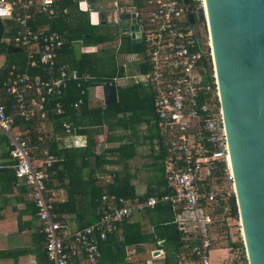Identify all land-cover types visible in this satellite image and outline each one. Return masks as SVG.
Segmentation results:
<instances>
[{
	"label": "built area",
	"instance_id": "2783aa9c",
	"mask_svg": "<svg viewBox=\"0 0 264 264\" xmlns=\"http://www.w3.org/2000/svg\"><path fill=\"white\" fill-rule=\"evenodd\" d=\"M60 1L0 0V20L16 18L19 30L12 44L25 50L28 56V68L20 71L13 66L4 83L5 92L15 101L17 115L25 121L35 117L47 119L50 110L57 117L64 116L61 104L55 102L54 107H50L51 102L61 98L69 82L74 81L81 89L74 104L77 108L94 82L91 75L80 74L70 64H59V51L65 42L61 34L47 29L35 30L31 25L35 10L56 16V4ZM148 3L150 11L145 22L137 17L149 69L132 79L153 91L158 125L166 136L165 178L169 193L142 200L103 195L98 220L68 233L67 223L54 220L51 200L46 196L48 169L57 159L45 152L47 157L42 164L34 165L27 140L14 132V118L0 102V132L9 142L16 178L31 188L27 198L36 207L48 261L70 264L82 253L86 261L96 263L102 257L99 241L118 234L122 224L134 213L170 203L174 223L186 241L191 242L188 251L178 257L177 264H249L244 241L243 247L231 248L221 246L217 238L219 218L231 214V201L233 197L236 200V194L207 21L191 25L187 6L179 0H149ZM191 4L195 13L205 10V0H191ZM86 50L85 46L81 49ZM209 57L212 79L205 81L208 74L205 63ZM39 64L55 68L56 74L46 79L34 78L30 69ZM93 89L95 99H105L102 87ZM61 126L70 135L71 145H85L78 142L80 128L67 121H62ZM220 166L224 168L219 172L225 179L224 188L215 183V172ZM162 243L157 241V247L151 251L153 258L165 256ZM119 248L124 250L128 260L137 254L136 247L121 244ZM221 251L224 252L222 257L218 255Z\"/></svg>",
	"mask_w": 264,
	"mask_h": 264
},
{
	"label": "trees",
	"instance_id": "16d2710c",
	"mask_svg": "<svg viewBox=\"0 0 264 264\" xmlns=\"http://www.w3.org/2000/svg\"><path fill=\"white\" fill-rule=\"evenodd\" d=\"M61 3L58 5L60 11L56 16L51 17L40 10H38V15L40 14L39 16L44 19L45 25H47L51 31H56L62 36L64 35L65 37H68L70 40L83 39L87 50L83 52L84 55H81V57H73L70 65L77 69L80 74L91 75L94 81H113L117 76H121L123 74L122 71L119 72L117 70L113 56L109 54L110 47L106 50L104 47L106 43L116 40V36L111 34V30L105 31V33L94 31V28L90 25V21L88 20V14L85 15L86 13H83L80 10L79 13L81 15H79L73 23H70L71 18L67 15H64L63 11L67 8V6L73 4V1L66 0L62 5ZM134 3L139 9H143V0H134ZM144 22L145 19H143V23ZM3 26L4 33L2 39L9 38L10 40H13L19 30V24L17 23L16 18L14 17L9 20H4ZM34 28H36V26ZM99 45L104 46L98 49L97 46ZM10 46L13 47L12 41L8 43L2 40L0 43V59L5 60L4 66L0 69V95L5 94L4 83L6 82L8 73L13 66H16V68H18L20 71H24L28 68V56L26 51L22 50V53L11 54L8 52V48ZM66 47L67 45L65 44L62 47V50ZM100 51L101 53L99 54ZM123 51L143 53L145 51V47L143 46V43L137 42L136 44H133L128 38L126 39V45H124L123 41ZM102 52L104 54L103 56L101 55ZM205 66L208 69V74L204 77V80L208 81L212 79L213 72L212 60L210 57L205 63ZM30 73L34 78L39 76L42 79H46L50 75L56 74V69L39 64L38 67L31 68ZM87 86L90 87V84ZM80 94L81 89L77 87V83L74 81L69 82L68 88L65 90L64 95L58 100L52 101L50 104V107H54L55 102L60 103L65 115L62 117H57L53 114L54 112L50 110L48 117L54 119L56 125L59 127V130L61 128L62 119H69L77 128L81 126H88L89 128L87 129L86 127H81V129L78 130L80 134L88 135V146L85 149H64L61 151L56 150V147L52 146L50 148L51 152L56 154L60 159H62V161L55 163L54 168L50 171L49 178L46 181V187L47 189H58L61 187V184H57L64 181L67 178V175H69L70 185L73 188V191L76 187V177L80 180V184L84 187L91 185L94 188V193L90 196V204L94 210H96L97 217L90 223H85L81 228H79L82 229L98 220L100 211L103 207L101 201L103 195L123 197L132 200H142L148 197L159 198L169 193V191L167 189V182L165 178V161L168 158L165 144L166 136H164L158 125V117L153 103L152 89L139 85H132L126 88L119 87V100L117 104L106 106L104 105V102H91L88 99V96H86L83 99L82 105L76 108L74 107V104L80 97ZM6 109V111L9 112L8 106ZM18 120H20L22 124H27V122H25L23 119ZM104 123L105 127L103 126ZM141 123H146V125H149L148 131L151 133V138L149 140H154V138L157 140L156 145L159 152L158 157L164 163L163 170L161 172L162 180L160 186L157 189L152 190V192L144 195V197L137 198L135 189L131 185L130 181L125 177H122L120 172H117L115 173L116 177L112 184L108 186L103 184L104 186L99 187L98 182L92 180V176L95 170L108 163L106 160L107 157L113 160H115V156L117 158L133 157L132 154L127 155V157L125 156V146H120L117 149L108 148L100 151V148H98L100 145V137L105 135V142L107 143L117 140L120 141L121 138L115 135L114 129L116 127H121L125 130L131 128L134 130ZM111 132L113 133L112 136H110ZM6 143H8V141H6ZM6 155L7 157L10 155V147H8ZM90 158L92 159V162L89 161ZM79 159L83 162L84 167L90 165L91 168L94 169L89 175L90 180L88 182L83 181L82 179V176L79 172L82 169L80 167H75V163ZM223 169L224 168L220 166L215 172V183L220 188H224L226 185L224 177L221 175V173H219L223 171ZM12 171L14 173L10 175L6 172L0 173L7 176L1 180V189L3 193L6 188L14 189V186L17 183L18 179L16 178L14 169ZM54 183L56 184L54 185ZM68 189L70 191V188ZM73 191L71 189L69 200L65 204L51 202L52 215L54 220L57 222L66 223L62 216L61 209L67 207L69 204L76 203L77 199L74 196ZM46 196L47 198L49 197L47 193ZM231 204V214L219 218L220 227L218 228L217 232L218 242L223 247H243V238L239 223V213L234 197L232 198ZM154 214H156V216L152 218L154 234H144L139 224H130L128 221H126L122 225L124 229L123 242L118 236H111L106 241H99L101 252L105 251V263L112 262V264H148L147 262L151 259V252L146 251L142 245L151 240L157 247V241L161 240L163 242L161 247L165 253L164 263L177 264L178 257L182 252L188 251V248L191 247V242L186 241L182 232L180 231L179 226L174 223L175 214L170 203L159 204L156 207ZM121 244L134 245L137 248V254L133 256L131 260H128L124 250L119 248V245ZM108 251L111 253L110 260L106 255ZM100 260H98L96 263H98Z\"/></svg>",
	"mask_w": 264,
	"mask_h": 264
},
{
	"label": "crops",
	"instance_id": "0c3cea01",
	"mask_svg": "<svg viewBox=\"0 0 264 264\" xmlns=\"http://www.w3.org/2000/svg\"><path fill=\"white\" fill-rule=\"evenodd\" d=\"M62 1L56 4V10L58 12L60 11L58 5L61 2L62 5L66 0ZM72 1L73 4L67 6L66 8L67 13H63L64 15H67L71 18L72 22L70 21V23H73L78 18V16L81 15L79 13L80 10L81 12L86 13L85 15L88 14V20L90 21V25L94 28V31L105 33V31L111 30V34L116 36V40L113 42L106 43L105 46L99 45L97 47L100 49L104 46L105 50L110 47V51H115L116 55L120 54L123 59V64H117V61H115L117 70L119 72L122 71L123 73L121 76H117L113 80L115 82L117 80V90L119 87L126 88L132 85L145 87L143 85L136 84L132 79L133 76L146 73L149 69V66L146 62L145 44L141 37L140 39L135 40L131 37V33H125L120 24L116 21L119 22L117 15L120 13V11L136 13L142 21L143 19L146 20L150 11V5L148 3L149 0H143V9H139L135 5L134 0H83L87 5V11H84V8L80 6L81 2H76V0ZM181 1L183 2V0ZM95 11L100 14L99 24H94L91 19V12ZM38 13V10L34 11V18L31 22L32 27L36 26V28L33 27L35 30L41 28L50 30L49 27L45 25L44 19L41 18V16H39L40 14L38 15ZM63 37L65 39L64 45L66 44L67 47L63 50L61 48L59 51L58 62L60 61V63L70 64L73 57L79 58L81 55H84L81 49L83 46H85V44L83 39L70 40L64 35ZM128 38L133 44H136L137 42L143 43L145 51L143 53L123 51V41L124 45H126V39ZM2 40L8 43L12 41L9 38ZM13 47V50L18 49V47H15L14 45ZM22 50L23 49H21V51L11 52V54L22 53ZM100 53L101 51L99 54ZM101 55H104L103 52ZM73 69L75 68L73 67ZM75 70L78 71L77 69ZM93 88L94 87H92L87 94L88 99L91 102H104V105H106L105 99H95ZM4 93L5 94L0 95V102L5 106V108L8 106L9 112L7 113L14 118V132L20 134L27 140L30 148V156L34 165L39 166L42 164L43 160L47 157L45 152L57 159L55 163L62 161V159H60L56 154L51 152L50 148L52 146L56 147V150L58 151L64 149H85L88 146V135L80 134L79 132L78 134L81 137L78 142L85 145H71L72 141L70 135L64 132L62 126L60 131L54 119L50 117H47V119L35 117L30 121L24 120L27 122V124H22L20 120H18L22 118L17 115L14 109L15 101L13 97L6 92ZM62 121H67L73 125L69 119H62L61 122ZM103 126L105 127V123ZM148 126L149 125H146V123H141L134 130L131 128L125 130L121 127H116L114 129L115 135L119 136L122 141L117 140L107 143L105 142V135L100 137V145L98 147L100 148V151L108 148L117 149L120 146H125V156L127 157V155L132 154L133 157L117 158L115 156V160L107 157L106 160L108 163L95 170L92 176V180L98 182L99 187L104 186L103 184H105V186L112 184L116 177L115 173L117 172H120L122 177H125L130 181L131 185L135 189L137 198L144 197V195L152 192V190H155L160 186L162 180L161 172L163 170L164 163L158 157L159 152L156 145L157 140L155 138L154 140H149L151 138V133L148 131ZM81 127H86V129L89 128L88 126ZM81 127L79 128L81 129ZM112 135L113 133L111 132L110 136ZM1 136H4L2 132H0V173L6 172L10 175L14 173L12 171L13 162L10 159V155H8V157L6 155L8 147L10 146H8L9 142L6 143V141H8L7 138L5 136L4 138H1ZM55 163L51 168L48 169L49 175L50 171L54 168ZM75 165L76 168L80 167L82 169L79 172L83 181L88 182L90 180L89 175L94 169L91 168L90 165L84 167L83 162L80 159L77 160ZM111 176L113 177L110 178ZM4 177L7 176L5 174H0V264H50L45 254V237L41 230V222L36 216V207L27 198L28 194L31 192V188L24 182L17 180L14 189L6 188L4 190V194L1 189V180H3ZM75 182L76 187L74 188V191L70 185L69 175H67V178L64 181L57 184H61V187L58 189H47L46 187V193L49 196L48 198L51 200V202L58 204H65L68 202L71 189L74 192V196L77 199L76 203L69 204L67 207L61 209L62 216L67 223L68 233L76 231L85 223H90L97 217L96 210H94L90 204V196L94 193V188L91 185L84 187L80 184V180L77 177L75 178ZM56 183H54V185ZM68 188H70V191ZM155 209L156 208L149 209L145 212L134 213L128 222L130 224H139L144 234H154L152 218L156 216V214H154ZM123 234L124 229L121 226L118 234L111 236H118L123 242ZM128 246L135 247L134 245ZM142 247L146 251L151 252L156 247V245L154 242L149 240L144 245H142ZM106 255L110 260V251H108ZM164 258L165 256L155 259L151 254V259L147 263L149 264L150 262V264H162L160 262L163 261L164 263ZM105 261V251H102V259L98 263H88V261L84 259L82 253H80L70 261V264H112V262L105 263Z\"/></svg>",
	"mask_w": 264,
	"mask_h": 264
},
{
	"label": "water",
	"instance_id": "95a60500",
	"mask_svg": "<svg viewBox=\"0 0 264 264\" xmlns=\"http://www.w3.org/2000/svg\"><path fill=\"white\" fill-rule=\"evenodd\" d=\"M76 2L88 10L83 0ZM183 3L191 25L208 24L241 234L248 263L264 264V0H205V10L197 13L191 0ZM117 17L125 33L140 39L136 13ZM91 19L99 24L100 14L91 12ZM3 32L0 20V43ZM16 51L21 49L8 48ZM91 86L102 87L106 105L118 102L115 81Z\"/></svg>",
	"mask_w": 264,
	"mask_h": 264
},
{
	"label": "rangeland",
	"instance_id": "374dc122",
	"mask_svg": "<svg viewBox=\"0 0 264 264\" xmlns=\"http://www.w3.org/2000/svg\"><path fill=\"white\" fill-rule=\"evenodd\" d=\"M109 54H110L111 56H113V59H114V61H117V64H123V59H122V57L120 56V54H117V55H116L115 51H113V50L110 51ZM4 63H5V60L0 59V68L4 66ZM1 138H4V136H1ZM218 255H219L220 257H222V256L224 255V252L221 251L220 253H218ZM157 263H159V262H157ZM160 263L164 264L163 261H161Z\"/></svg>",
	"mask_w": 264,
	"mask_h": 264
}]
</instances>
